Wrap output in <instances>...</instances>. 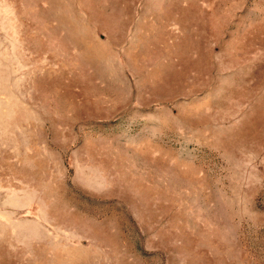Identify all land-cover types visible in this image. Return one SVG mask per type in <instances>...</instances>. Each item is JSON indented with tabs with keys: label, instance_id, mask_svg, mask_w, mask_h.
<instances>
[{
	"label": "rangeland",
	"instance_id": "1",
	"mask_svg": "<svg viewBox=\"0 0 264 264\" xmlns=\"http://www.w3.org/2000/svg\"><path fill=\"white\" fill-rule=\"evenodd\" d=\"M0 264H264V0H0Z\"/></svg>",
	"mask_w": 264,
	"mask_h": 264
}]
</instances>
